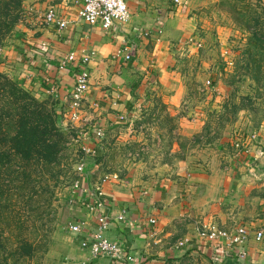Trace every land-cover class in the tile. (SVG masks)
<instances>
[{
    "label": "crops",
    "instance_id": "1",
    "mask_svg": "<svg viewBox=\"0 0 264 264\" xmlns=\"http://www.w3.org/2000/svg\"><path fill=\"white\" fill-rule=\"evenodd\" d=\"M198 1L205 5L203 0H129V23L110 32L79 18L82 0L33 1L36 11H43L41 15L53 8L66 27L60 29L39 19L27 36L2 50L0 69L23 79L32 92L58 100L70 98L75 76L87 69L90 80L84 104L109 134L110 126L117 125L120 118L140 116L156 98L172 108L183 100L185 91L174 84L179 75L170 67L183 56L191 58L186 49L196 51L198 47L201 34L192 8ZM125 42L130 62L118 56ZM71 54L75 61L62 67ZM87 55L90 62L83 65ZM195 126L200 127L182 122L178 134L189 137L193 132L188 129ZM259 144L263 146L260 151L232 155V160L226 155L225 165L219 162L221 151L217 149L212 160L207 158L209 161L197 168L194 163L180 164L173 171L138 166L128 179L100 184L89 176L82 184L86 193L78 190L79 202L71 221L83 222L88 236L98 230V217L106 216L104 237L118 244L123 254L116 260L94 257L81 249V237L70 232L77 246L68 256L69 264H189L195 256L236 260L235 251L230 254L223 244L213 245L200 237L203 227L210 224L227 231L246 227L250 241L244 264H264V239H255L256 232L264 229V184L258 188L255 180H264V140ZM244 161L248 168L240 166ZM98 189L106 203L94 209ZM123 210H127V222L118 220ZM184 239L191 240L190 245L177 247ZM210 246L216 247L211 250Z\"/></svg>",
    "mask_w": 264,
    "mask_h": 264
},
{
    "label": "rangeland",
    "instance_id": "2",
    "mask_svg": "<svg viewBox=\"0 0 264 264\" xmlns=\"http://www.w3.org/2000/svg\"><path fill=\"white\" fill-rule=\"evenodd\" d=\"M33 1L36 0H21L19 9L12 5V15L19 19L0 51L12 48L27 36L36 21L44 19L45 15L40 14L43 11H36ZM202 3L205 5H201V1L193 2L192 7L198 21L197 32L201 34L198 47L196 51L186 49L185 54L192 55L191 58L183 56L170 67L171 72L179 75V81L174 84L185 91L183 100L172 108L156 98L150 109L140 116L132 120L120 118L117 125L110 126L109 134L99 120L94 119L92 109L84 104L86 95L81 106L75 109L71 96L58 100L34 93L25 86L23 79L0 69L56 113L57 123L68 139L65 158L69 166L72 164L67 168L63 161L65 165L56 170L62 172L60 177L56 173H46L40 179V184L48 188L44 199L39 200L32 191L20 203L16 197L18 202L11 210L17 220L21 218L26 222V231L21 233L14 220L11 224H8L11 220H6L10 230L6 229L0 239L9 241L8 254L11 248L20 247L23 237L28 242L42 244L45 250L17 263L10 257L12 264H69L68 256L77 246L69 231L75 203L79 202L77 181L82 182V186L89 176L96 184L128 179L129 172L138 166L144 170L154 167L173 171L174 167L179 169L180 164L194 163L197 168L212 160L217 149L221 151L218 152L219 162L225 165L226 155L232 160V155L257 152L263 147L259 143L264 140V56L246 52H254L252 32L264 33V0H203ZM2 63L0 60V65ZM258 66H261L259 72ZM182 122L200 127L189 128L193 134L183 137L178 134ZM98 131L103 133L101 137L96 136ZM90 140L93 143L88 145ZM174 145L177 146L175 151ZM80 166H84L82 177L77 171ZM240 166L249 167L246 161ZM255 180L258 188H262L264 180L263 183ZM210 247L212 250L216 246ZM194 258L189 264L245 262H233L226 257L222 260Z\"/></svg>",
    "mask_w": 264,
    "mask_h": 264
},
{
    "label": "trees",
    "instance_id": "3",
    "mask_svg": "<svg viewBox=\"0 0 264 264\" xmlns=\"http://www.w3.org/2000/svg\"><path fill=\"white\" fill-rule=\"evenodd\" d=\"M13 4L15 9H19L21 0H0V47L15 29L16 20L19 19V16L12 15ZM255 19L259 25L260 22ZM252 34L254 52L248 50L246 53L263 57L264 33L255 30ZM67 141L66 133L57 123L56 113L18 82L0 72V235L9 229L6 220H11L8 224L14 220L21 233L26 231V222L21 218L17 220L11 208L31 191L33 195H38L39 200L45 198L48 188L39 181L46 173L61 176L62 172L56 170L65 165L62 164L66 161ZM66 165L67 168L72 167L67 161ZM24 238L19 241L20 247L11 248L9 254V241L0 239V264H12L10 257L16 263L22 258H34L38 251L45 250L42 244L28 242ZM6 253L7 256H4ZM230 260L237 262L232 257Z\"/></svg>",
    "mask_w": 264,
    "mask_h": 264
},
{
    "label": "built area",
    "instance_id": "4",
    "mask_svg": "<svg viewBox=\"0 0 264 264\" xmlns=\"http://www.w3.org/2000/svg\"><path fill=\"white\" fill-rule=\"evenodd\" d=\"M82 8L78 13L81 20L88 23L91 26H100L104 31L110 32L119 29L125 24L129 23L131 19L129 0H82ZM179 3V0H176ZM44 22L48 25L56 24L60 29L66 27V22L58 18L57 12L52 8L48 9L45 13ZM128 44L125 42L122 50H119L118 56H122L125 62H130L132 56L129 53ZM2 51H0L1 55ZM76 59L75 54H71L65 60L62 61V67L74 62ZM90 62V56H85L82 59V64L87 65ZM90 74L87 69H81L75 76V86L71 93L72 107L78 109L84 99V96L89 90ZM103 133L98 131L96 136L101 137ZM263 155V154H262ZM78 173L82 177L84 175V166L77 168ZM80 181L75 183V187L86 193L81 186ZM104 194L98 189L96 203L92 208L101 209L105 205ZM120 222H127V210H123L118 216ZM99 227L98 230L90 235H84V223L81 221H74L69 224V231L80 236V247L83 250L88 251L94 257H109L111 259H119L122 256V248L116 243L110 242L104 237V231L108 228V218L106 216L98 217ZM152 224H155V220H151ZM200 237L203 240H207L211 244L220 243L223 244L230 254L235 251V259L237 261H246L249 255V241L250 232L244 227H236L231 231H227L218 227L217 225H207L203 227ZM255 239L262 241L264 239V230L256 232ZM205 240V241H206ZM191 243V240L184 239L178 242L177 247H187Z\"/></svg>",
    "mask_w": 264,
    "mask_h": 264
}]
</instances>
